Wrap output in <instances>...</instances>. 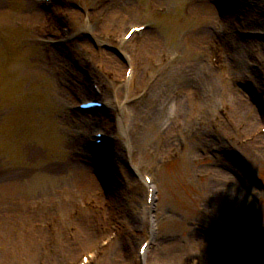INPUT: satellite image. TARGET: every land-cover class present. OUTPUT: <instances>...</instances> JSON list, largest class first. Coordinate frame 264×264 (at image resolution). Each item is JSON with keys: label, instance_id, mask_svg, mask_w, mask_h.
<instances>
[{"label": "rangeland", "instance_id": "obj_1", "mask_svg": "<svg viewBox=\"0 0 264 264\" xmlns=\"http://www.w3.org/2000/svg\"><path fill=\"white\" fill-rule=\"evenodd\" d=\"M98 1L85 3L78 12L70 11L61 5L57 8L71 12L68 14L72 16L74 39L82 35V29L87 26L82 21L83 15L91 13L86 11L89 9L87 6L93 8ZM149 1H113L120 10L124 8L123 4H129V7L136 4L141 12L140 17L134 21L152 25V32L147 40L152 38L154 47L144 51L146 53H136L130 62L134 65L133 61L137 60L139 63L143 54L158 51L159 64L161 61L166 65L179 64L173 72L179 74L183 81L191 77L193 80L205 82L201 68L205 64L209 65V57L217 47L207 45L210 31L215 35L218 25L220 14L217 9L206 5L204 0ZM260 2L261 13L258 9ZM250 7L255 15L258 14L256 19L264 20V0H254ZM157 8L165 10L166 14L159 16L156 13V10H159ZM37 9L39 7L35 0H0V176L9 173L14 179V183L5 190L9 204L23 207V203L28 202L30 206H25L29 214L24 211L20 213L18 210H15V214L5 216L1 213L0 227L4 226V230L7 228V232H0V264H75L81 255L97 248L99 242L107 236L109 214H112L119 224L120 238L104 251L97 264H191L194 258L199 259L201 264H218L219 257L225 260V264H264V155L258 152L255 155L248 153L253 146L242 149V158L238 161L234 156V159L228 160L225 172L221 170L220 165L228 153L224 150L223 142L219 143L217 140L221 136L226 138V131L214 122L215 116L219 118L220 108L224 106L221 103V106L213 108L214 120L210 128L204 126L202 131L200 121L203 116L197 117L195 126L199 128V132L195 137L188 140L192 128L189 123L180 142H177L176 138L174 140L168 137L167 145L177 143L176 148L173 153L162 156H158L155 149L168 132L160 129L167 125V121L158 119L159 109L155 114L148 115L146 111L150 105L139 111V106L124 108L128 139L117 141L114 149L118 156V168L111 165V171L115 174L114 190H111L114 197L108 196L105 190L97 193L98 183L95 181V175L90 174V167H85L86 158H83L84 180L71 181L62 178L61 173L66 165H75L81 161L78 151L70 149L71 143L78 142L73 135V125L76 123L73 124L71 118H67L63 113L64 103L73 104L76 93H80L74 91L71 96L61 90L62 87L56 79L57 73L62 71L64 65L63 60L57 59L63 58L60 53L57 54L58 57L52 54L54 59H45V49L51 48L32 27L34 10ZM36 14L39 15L37 11ZM234 15L232 11L230 17L235 18ZM44 18L45 15L42 14L41 23ZM247 21L252 24L250 19ZM258 23H254L255 28L257 26L256 29L264 30V25ZM98 26L99 29L93 32L95 39L88 45H81V48L93 53L76 52L69 58H78L80 66H83V60L91 55L89 58L95 63L94 67L102 72L98 76L105 83L106 98L118 104L127 95L125 89L119 88L116 83L123 77L125 64L118 57L109 61V56L103 54L107 52L102 51V48L96 50V46L105 44L101 42L103 35L114 33L111 29ZM202 33L204 35L201 37ZM95 42L98 45H95ZM258 43L257 40L247 42L248 52L244 54L246 57L237 59L236 70L229 57V69L236 72L245 69L246 63L258 61L262 63L260 69L264 74V50ZM144 44L146 42L142 41L141 50ZM72 45L74 46V43ZM202 46L206 47L204 57L197 60L191 55V51H202ZM126 50L130 52L137 49L131 46ZM57 61L60 64L56 65ZM196 69L199 77L193 75ZM144 74L145 72L142 73L143 78ZM226 74L225 71L221 73V78ZM171 78L172 75H169L166 80ZM256 78L259 82L254 81ZM251 79L247 85L254 82L255 89L263 92L264 96V79L258 77L257 73ZM218 87L223 85L219 84ZM78 90L82 92L80 86ZM170 93L171 96L164 93L157 95L156 103L159 100L161 105L170 103L171 115L172 112L179 111L172 106L174 97L173 92ZM232 94L243 102L248 98L247 106H251L254 100L246 94H243L246 97L234 91ZM232 94H225L224 98L230 99L236 105ZM135 95V98L141 100L142 93L135 92ZM194 97L191 96L190 101L185 97L181 99L183 106L184 102L188 104L187 111L189 114L192 112L191 117L200 115L197 103L202 98L195 100ZM254 98L260 102V98ZM258 102L255 109L262 111ZM239 117V122L244 121V116ZM112 119L107 124L108 130ZM172 123L175 124L170 122ZM101 127L105 129L104 126ZM236 128L239 129L237 126ZM256 128L257 126L243 133L239 130L236 135L229 134L228 142L240 148L241 138L249 136ZM210 129L213 133L207 135ZM126 140H129L128 150ZM201 141H204L202 145ZM184 142L186 145H183ZM226 147L228 148V143ZM259 150L264 152V148ZM166 160L176 161L165 165ZM120 174L122 178H119ZM143 175H149L153 179L156 192L152 232H149L150 225L147 224L145 214L147 188L141 189L144 184ZM223 189L236 195V200L229 206V195H224ZM2 197L6 196L0 194V205L1 202L5 203ZM38 200H46V205L39 203L33 206ZM90 202H96V205H93L96 209L87 206ZM104 202H110L112 206L107 209L106 219L99 228L100 232L89 242L84 239L75 242L69 249L65 248L67 251L64 250V246H67L64 241L66 236H63L60 242L50 238L49 242L31 243L26 235L12 236L8 231L12 225H30L33 222V227L40 221L60 227L63 222L60 220L67 218L70 220L64 224L63 231L67 237L74 236L70 231L72 226L77 231L75 240H78L82 226L71 219L77 218L76 213L83 207L93 212L100 211ZM100 215L104 217V214ZM93 231L92 228L90 232ZM149 237L152 238L154 249H150L147 257L141 261L138 258V248Z\"/></svg>", "mask_w": 264, "mask_h": 264}, {"label": "bare ground", "instance_id": "obj_2", "mask_svg": "<svg viewBox=\"0 0 264 264\" xmlns=\"http://www.w3.org/2000/svg\"><path fill=\"white\" fill-rule=\"evenodd\" d=\"M220 8H221L223 13L224 12H229L228 10L225 9L224 0H222ZM36 11L34 10V17L37 15ZM223 15H225V14H223ZM261 43L262 42H259L258 44H260V45H258V46H260V48L262 50H264V43H262V44ZM240 46H242V47L239 50L237 48H236V50H230L231 61H232V64L234 65V69L235 70L238 69V61H237V59L238 58H243V56L246 57V55H244V54L246 52H248V44L243 42V40L241 41ZM235 65H237V66H235ZM193 75L194 76L198 75L197 74V69L194 70ZM198 77H199V75H198ZM192 80H193L192 78H188V82H186L187 87H186V89L184 91V95H185V99L187 101H189V99H190V96L187 93L192 91V86H191ZM256 80L259 81L258 78ZM253 84L254 83L246 85V90H245L246 95H248L249 98L254 99V100H252L251 106H247L246 105L247 104L246 101H244V102L240 101V98L238 96L232 94V98L235 100V103H236V106H237L236 110H235V118H238L239 116H240L239 118H242V116H244L245 117L244 121H245L247 119V116L251 115L252 117L248 121L249 124L254 123L259 117H261L263 115L262 111H258V109L256 111L255 108H257L256 104H257L258 100H256L254 98V96L256 98H261L260 95H262V93H261V91L259 92L258 90H256ZM243 96H245V95H243ZM218 97H220V96H218ZM181 99L182 98H180V99L174 98L173 101H172V106L177 111H179L181 113V115H183L184 119H186V117L188 116V111H187L188 104L184 102V106H183V104L181 102ZM184 111H185V113H184ZM253 118H256V120H254ZM223 124H228V126H227L228 131H232V126L230 125V123L225 121ZM183 125H184V127H186L187 123L184 122ZM182 132L183 131L180 129L179 133H182ZM170 138H172V137H170ZM206 139H208V136L206 137ZM218 139L219 140H228V136H227V138H218ZM203 143H204V141H201L200 145H202ZM230 144H231V142H230ZM255 144L252 143V144L247 145V146L242 147V148H236L234 152H230L229 151L227 154H225V158L226 159L220 165L221 170L222 171L224 170V172H225V170H226L225 167L228 166V160L232 159V158L234 159V155L236 156V158L238 160H240L242 158L241 156L243 155V153H241L242 149H248V148L253 146L252 148H250L251 150L248 153H251V154L255 155V153L258 152V153H261V154L264 155V152H261L259 150L260 148H264V146L261 147L262 144L260 142L259 143H255ZM78 146H79V144H77V142H73L72 148L70 147L71 151L77 150ZM229 146H230V148H232L231 145H229ZM115 157L113 159H116ZM79 159H81V161H79L75 165H66L64 171L61 173L63 175V177H62L63 179H67V180H71V181H73V180H75V181L76 180L77 181L84 180L83 177H84L85 170H84V165H83V157L80 156ZM111 163H112V165H114L113 161ZM106 168H107V171L110 170V168H111L110 162L107 163ZM109 178H110V176L108 175V172H107V174L105 173V175L102 177L103 183L106 184V185H109V183H110V179ZM13 183H14V179L12 178L11 174L6 173V174H2L0 176V194L6 196L5 198L2 197L3 200H5V203L1 202L0 215H1L2 212H3L2 216L3 215L4 216L8 215V214H15L14 213L15 210H18L20 213H22L24 211L25 214H29V212L24 207H15L13 204H9L8 196L6 195L5 190H6V188L8 186L12 185ZM222 193L224 195H226V194L229 195V197L227 199L228 200L227 201L228 206L230 205L231 202L236 200V195L233 192H231L229 194L227 192V190L223 189ZM240 210H241V208H240ZM35 216H38V215H35ZM79 222H81L82 228H84L85 231H86V234H88L89 232L86 229V225L88 224V225L91 226L92 225V221L90 219H88V218H85V219L80 220ZM235 228H237V227H235ZM3 230H4V226L0 227V232L3 231ZM87 238L90 240L91 236L87 235Z\"/></svg>", "mask_w": 264, "mask_h": 264}]
</instances>
